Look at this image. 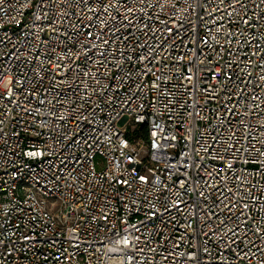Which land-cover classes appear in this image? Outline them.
<instances>
[{"label": "built area", "instance_id": "built-area-1", "mask_svg": "<svg viewBox=\"0 0 264 264\" xmlns=\"http://www.w3.org/2000/svg\"><path fill=\"white\" fill-rule=\"evenodd\" d=\"M0 264H264V0H0Z\"/></svg>", "mask_w": 264, "mask_h": 264}, {"label": "trees", "instance_id": "trees-1", "mask_svg": "<svg viewBox=\"0 0 264 264\" xmlns=\"http://www.w3.org/2000/svg\"><path fill=\"white\" fill-rule=\"evenodd\" d=\"M146 130H145V128L143 127V128H141V129H138V130H136V134L137 135H140L141 137H143V138H145L146 137Z\"/></svg>", "mask_w": 264, "mask_h": 264}, {"label": "water", "instance_id": "water-1", "mask_svg": "<svg viewBox=\"0 0 264 264\" xmlns=\"http://www.w3.org/2000/svg\"><path fill=\"white\" fill-rule=\"evenodd\" d=\"M123 123H124V120L120 122V125H123Z\"/></svg>", "mask_w": 264, "mask_h": 264}]
</instances>
